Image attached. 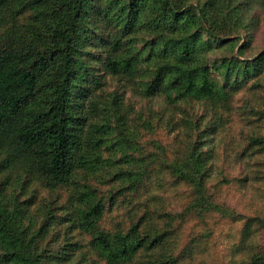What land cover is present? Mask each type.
I'll list each match as a JSON object with an SVG mask.
<instances>
[{
  "label": "trees",
  "instance_id": "obj_1",
  "mask_svg": "<svg viewBox=\"0 0 264 264\" xmlns=\"http://www.w3.org/2000/svg\"><path fill=\"white\" fill-rule=\"evenodd\" d=\"M253 1L0 0V264H226L215 231L238 225L228 264H264V204L232 206L239 179H218L206 147L246 89L258 132L243 155L264 195ZM128 91L188 107L185 139L146 152Z\"/></svg>",
  "mask_w": 264,
  "mask_h": 264
},
{
  "label": "rangeland",
  "instance_id": "obj_2",
  "mask_svg": "<svg viewBox=\"0 0 264 264\" xmlns=\"http://www.w3.org/2000/svg\"><path fill=\"white\" fill-rule=\"evenodd\" d=\"M252 6L251 14L257 18L259 23L251 40L252 48L244 56L246 58L254 57L264 50V0H254ZM242 42H245L244 37H242L241 42L238 41V43ZM109 83L105 94L114 92L121 86L116 81L113 83L110 80ZM248 96L246 89L236 96L233 122L227 126L223 133L211 135L206 147L214 152L213 164L218 179L223 176L239 179L236 184L223 192L230 200V204L235 205L243 214L255 215L264 204V195L262 189L252 180L253 172L259 170V166L256 167L253 159L243 155L248 144V138L258 132L257 117L251 115L250 104L246 100ZM125 106L128 121L131 123L138 122V125L140 120L144 122L140 128L143 136L139 138V141L140 146H145L146 152H154V146H161L170 151L176 144H180L176 139L178 135L180 140L185 139L186 130L180 125L183 124V118L189 114L188 107H173L164 97L148 100L137 92L129 91L125 95ZM182 106L184 105L182 104ZM160 117L162 118L159 119ZM171 117L177 121V125L166 123V120L171 119ZM128 121V129H130ZM131 152L129 149L130 154H132ZM259 163H263L264 166V156L260 157ZM170 193H173L175 200L169 198L168 203H176L181 198L174 191ZM40 197L48 199V194L42 192ZM240 228V225L236 227L224 226L215 231L213 249L220 262L229 263L233 251V242L237 238V232Z\"/></svg>",
  "mask_w": 264,
  "mask_h": 264
}]
</instances>
